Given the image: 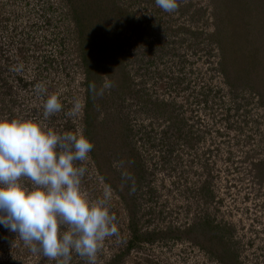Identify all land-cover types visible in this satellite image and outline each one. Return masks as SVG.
<instances>
[{
    "label": "rangeland",
    "instance_id": "obj_1",
    "mask_svg": "<svg viewBox=\"0 0 264 264\" xmlns=\"http://www.w3.org/2000/svg\"><path fill=\"white\" fill-rule=\"evenodd\" d=\"M0 119L94 145L81 190L118 226L96 264H264V0H0ZM0 264L58 262L0 226Z\"/></svg>",
    "mask_w": 264,
    "mask_h": 264
},
{
    "label": "clouds",
    "instance_id": "obj_2",
    "mask_svg": "<svg viewBox=\"0 0 264 264\" xmlns=\"http://www.w3.org/2000/svg\"><path fill=\"white\" fill-rule=\"evenodd\" d=\"M155 3L167 13L179 7V0ZM112 86L105 82L98 91L95 84L89 88L103 96ZM35 91L46 89L37 84ZM62 107L58 97L51 95L44 104V118ZM80 110L77 100L66 115L77 116ZM93 148L82 133L58 134L32 120L0 119V226L17 234L31 253L71 264L74 251L87 258L88 264H96L102 242L118 235L109 193L91 202L81 190L87 169L76 162L88 160ZM65 226L67 230H62Z\"/></svg>",
    "mask_w": 264,
    "mask_h": 264
},
{
    "label": "flooded vegetation",
    "instance_id": "obj_3",
    "mask_svg": "<svg viewBox=\"0 0 264 264\" xmlns=\"http://www.w3.org/2000/svg\"><path fill=\"white\" fill-rule=\"evenodd\" d=\"M169 140H170V139L167 138V141H168V142H170ZM196 247H197L198 251H199V250H203V246H201V245H196ZM129 248H130V247H129Z\"/></svg>",
    "mask_w": 264,
    "mask_h": 264
},
{
    "label": "trees",
    "instance_id": "obj_4",
    "mask_svg": "<svg viewBox=\"0 0 264 264\" xmlns=\"http://www.w3.org/2000/svg\"><path fill=\"white\" fill-rule=\"evenodd\" d=\"M244 3V2H243ZM240 7V6H239ZM231 9H232V7H231ZM233 10V9H232ZM244 13H246V12H244ZM237 17H241V14H238V16Z\"/></svg>",
    "mask_w": 264,
    "mask_h": 264
}]
</instances>
